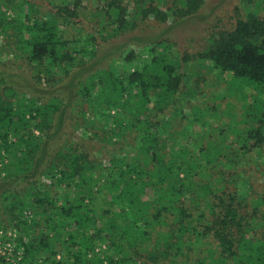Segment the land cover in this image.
<instances>
[{
	"label": "trees",
	"instance_id": "obj_1",
	"mask_svg": "<svg viewBox=\"0 0 264 264\" xmlns=\"http://www.w3.org/2000/svg\"><path fill=\"white\" fill-rule=\"evenodd\" d=\"M206 1L0 0L29 70L0 71V222L25 264H264V0L192 53L164 38Z\"/></svg>",
	"mask_w": 264,
	"mask_h": 264
},
{
	"label": "rangeland",
	"instance_id": "obj_2",
	"mask_svg": "<svg viewBox=\"0 0 264 264\" xmlns=\"http://www.w3.org/2000/svg\"><path fill=\"white\" fill-rule=\"evenodd\" d=\"M238 2L239 0H207L196 16L169 30L164 38L175 41L182 51L185 50L192 53L202 46L203 39L206 38L208 32L212 29L230 28L235 18L234 9ZM167 27V24L154 25V29L149 30L162 31ZM126 38H122L120 42L122 43ZM1 46L2 44L0 43V71H3L4 75L15 74L16 81L22 78V82L23 80L29 79L27 66L21 64L19 61L13 60L10 56L8 57ZM136 46L138 45L133 43L129 48H135ZM19 82L21 83V81ZM36 88L37 91H32L31 94L45 97L46 100L47 97H50L48 91L51 89L41 88V86ZM54 94H60V91H56Z\"/></svg>",
	"mask_w": 264,
	"mask_h": 264
},
{
	"label": "built area",
	"instance_id": "obj_3",
	"mask_svg": "<svg viewBox=\"0 0 264 264\" xmlns=\"http://www.w3.org/2000/svg\"><path fill=\"white\" fill-rule=\"evenodd\" d=\"M104 249L100 247L96 252ZM0 264H25L21 249L18 247V233L4 228L0 222Z\"/></svg>",
	"mask_w": 264,
	"mask_h": 264
}]
</instances>
